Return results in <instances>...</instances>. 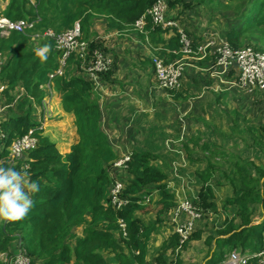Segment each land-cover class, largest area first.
<instances>
[{
	"label": "trees",
	"instance_id": "16d2710c",
	"mask_svg": "<svg viewBox=\"0 0 264 264\" xmlns=\"http://www.w3.org/2000/svg\"><path fill=\"white\" fill-rule=\"evenodd\" d=\"M3 1L0 0V4ZM153 1L6 0L0 9V14L10 20L33 21L32 27L24 32L0 33L3 58L0 82L4 84L2 95L6 103H11L16 86L23 89L22 95L6 107L0 119V131L4 133L0 161L18 170L27 167L30 178L40 185V191L31 194L35 207L26 219L0 220V252H9L10 247L19 242L21 250L29 257V264H108L102 254L104 251L110 252L117 264H148V241L161 221L160 214L177 204L175 193L167 187L164 169L153 162L159 155L149 149L132 150L128 154L125 166L120 167L128 177H119L123 183L120 197L126 202L115 207L109 196L112 182L109 169L119 156L100 126L94 82L79 74V61L74 56H70L64 74L54 76L51 81L52 88L59 94L61 108L74 116L78 135L69 150L61 154L32 115V104L41 103L44 95L41 87L47 83L48 73L57 68L61 51L50 38L43 37L33 46L30 37L48 28L62 32L78 22L80 37L89 40V49L99 47L107 53V46L100 39H94L98 36L95 32H90L92 19L104 17L107 30L136 32L148 40L155 56L165 62L173 61L183 54L176 27L162 28L147 14L142 29L135 27V21L146 13ZM166 1L168 10L174 11L170 18L178 20L187 12L190 16L197 4L219 10L224 19L223 39L231 47L251 45L264 52V0ZM225 22L229 26L226 27ZM169 30L172 34L165 37ZM187 35L192 47L200 44L196 34L187 32ZM205 60L212 62L213 55ZM110 73L111 70L101 73L99 78L107 79ZM165 90L172 100L184 101L191 95L184 84ZM230 112L231 136L237 137L242 146L238 151H227L199 133L182 141V150L190 161L205 163L202 169L194 170L200 182L194 206L202 216L218 212L212 185L218 177L216 184L225 183L231 189L222 203L225 216L213 232L202 238L204 230L195 228L182 244L173 229L161 243L152 264H184L181 251L191 241L201 238L207 246L202 264H221L232 250L251 254L264 247V163L253 157H242L246 150H255L264 156L263 128L241 116L235 106ZM28 132L37 138L36 146L11 164L7 160L10 143ZM153 190L157 192L154 201ZM151 203L156 205L155 218L144 221L137 214L148 212ZM226 206H232L233 210L227 211ZM259 208L262 209L261 220L251 223ZM76 226L81 227L80 234L73 231ZM167 252H171L170 257ZM0 264L4 263L0 260ZM247 264L257 263L250 258Z\"/></svg>",
	"mask_w": 264,
	"mask_h": 264
},
{
	"label": "crops",
	"instance_id": "0c3cea01",
	"mask_svg": "<svg viewBox=\"0 0 264 264\" xmlns=\"http://www.w3.org/2000/svg\"><path fill=\"white\" fill-rule=\"evenodd\" d=\"M5 3L6 0L0 4V9ZM167 18L174 19L170 18L168 15ZM174 20L179 27H183L180 20ZM207 30L208 29L205 31ZM90 32H95L97 35L101 36V38H104L101 39V41L107 46V55L111 60L110 75L107 79L98 78V85L95 87L100 109V126L106 133L108 142L119 158L129 154L132 150L149 149L157 153L159 157L153 160V162L159 164L164 169L167 176V187L170 191L174 192L176 196L177 204L160 214L161 221L157 224L155 231L151 234L148 241L146 262L152 264L154 255L160 248L163 240L173 230L175 221H186L191 218L189 213L177 211V205L183 201L193 203L197 198L200 182L195 176L194 170L202 169L205 163L203 160L190 161L182 150V141L185 142L190 136L200 131L208 132L210 131L209 128H213V126H209V122L204 123L205 126L202 123L196 125L194 119L200 117L198 116L200 111L197 108L195 110V116H192L194 115L193 111L195 107L199 104L202 107H208L205 112H209L210 105H212V102H207V94L211 95V92L206 91V93H204L203 88L209 87L215 89L216 87L222 86V88H224L223 91L231 89L244 92L246 90L235 85L232 87V84L229 83L232 80L231 76H235L236 74V68L234 67H231L224 75L226 82H221L212 74L210 68L211 62L205 60L206 57L211 54V50H213L212 48H208L210 54L206 57L200 59L190 58L184 65L183 84L188 87L191 95L184 101L172 100L167 91L159 87L155 81L154 71L151 65V57L154 53L146 38L139 37L136 32L124 33L116 30H107L105 28L104 17H95L92 19L90 23ZM188 32L192 35L196 34L200 38L198 40L199 43H203L207 38L202 31L197 33L196 30L192 29L188 30ZM171 34L172 31L169 30L165 37ZM219 38L220 40H224L223 35ZM201 74L209 79V84L202 86V91L199 92L196 89L198 84L195 78ZM41 88L44 91V95L40 104H32V115L38 121V126L42 130V133L48 135L49 138L57 144L56 147L60 145V143L62 144V151H60L58 147L57 149L60 153L62 152L61 154H64L70 148V146L68 149L66 148L68 140L71 142V145L78 139L76 126L74 124V116L72 113L65 112L61 108L59 94L51 85H43ZM218 91L223 92L220 88ZM22 93V87L19 85L16 86L11 103H3L4 109L0 119L5 115L6 107L15 103L17 97L22 95ZM232 99H234V97H232ZM233 104L236 106V103ZM54 116L56 119L66 117L67 121L64 122H70V128L73 127L74 129V135H67L65 133L67 123L60 121L62 123H57V126H60L61 132L66 136L60 138V135L57 134L55 137L53 136V138L49 133L51 130V125L49 123L52 119H55ZM45 127H48L46 132H44ZM238 150L239 148L237 147L234 152ZM193 156L200 157V154H194ZM117 169L118 170L115 172L123 174L122 172L124 171L120 167ZM124 177H128V175L124 174ZM216 179H218V177L214 178L212 181L214 196L218 195L216 190L218 186H226V191L223 194H225L224 197L228 196L231 193L230 187L225 183L216 184L214 182ZM151 197L152 201L156 200L157 192L155 190L151 193ZM214 200L218 206L217 213L213 215V213L208 212V217L199 215L192 219L193 229L201 228L204 230L202 238L207 233L212 232L211 229H208L209 227H213L214 231V228L219 225L226 214L222 206L223 201L219 205L217 203V197H214ZM226 209L227 211H232L233 207L226 206ZM258 211L259 216L257 215L258 213H255L251 223H256L261 220L262 209L259 208L257 212ZM137 215L143 219L141 213ZM212 216L219 219L218 224L215 223V221H217L215 220L211 222L212 225H209V218H212ZM154 218L155 215H153V218L143 220L151 221L154 220ZM75 232L80 234L81 229L80 232L79 230ZM202 238L199 240H202ZM9 251L16 252L17 243L13 244ZM183 252L182 250L180 254L184 264H202L206 257L205 254L204 258L199 262L193 261L187 263V260H184L182 256ZM102 254L108 264H117L110 252L104 251ZM166 255L170 257L171 252H167Z\"/></svg>",
	"mask_w": 264,
	"mask_h": 264
},
{
	"label": "built area",
	"instance_id": "2783aa9c",
	"mask_svg": "<svg viewBox=\"0 0 264 264\" xmlns=\"http://www.w3.org/2000/svg\"><path fill=\"white\" fill-rule=\"evenodd\" d=\"M168 4L166 0H154L151 6L146 10V13L141 15L135 21L137 30H141L145 23L146 14L151 17L154 24L165 27H176L179 35L180 42L182 43L181 51L182 57L188 56L193 58H203L210 54L208 48H212L213 41L208 37L203 43L192 47V42L179 27L174 19H169L166 16ZM33 21L25 19L10 20L4 15L0 14V33L6 35L10 30H17L24 32L26 29L31 28ZM36 36L50 38L54 41L55 48L61 51L59 64L56 69L48 73L47 83L44 85H51V81L56 75H63L68 68V60L70 56L78 59V72L85 75L87 78L94 82V88L98 85V78L101 73H105L111 68V60L107 53H104L99 47L89 49V40L81 38L79 23L75 22L73 27L66 29L62 32H54L48 28L41 33H35ZM101 37L94 36V39ZM98 41V40H97ZM213 61L210 68L212 74L217 77L221 82H226L224 75L231 67L237 69L235 78L229 83L239 88L246 90L258 89L264 90V52L254 49L251 45H244L241 47L233 48L225 40H220L219 45L211 50ZM182 57L173 61L165 62L162 58L153 55L151 57V64L154 71L156 83L159 87L165 89L179 88L181 86V77L184 69V62ZM3 58L0 56V65ZM75 69V68H74ZM75 71H77L75 69ZM52 86V85H51ZM3 88L4 84L0 82V116L4 109L3 104ZM4 133L0 131V151L3 149L2 138ZM37 138L28 132L20 137L12 140L8 147L7 160L12 164L17 159H20L24 153L36 146ZM128 154L118 158L112 163V168L117 169L124 167L125 161L128 159ZM112 182L109 187L110 202L115 207H120L126 202V199L120 197L123 183L115 174L110 172ZM177 211H185L189 213L190 219L186 221H175L174 231L178 234L179 243L182 244L193 231V221L200 213L193 203L183 201L177 205ZM123 230L124 224L121 223ZM178 249V248H177ZM176 249V250H177ZM254 258L257 264H264V247L251 254H241L237 250H232L226 254L225 259L221 264H247L248 259ZM0 260L4 264H29V257L21 250L19 242L17 243L16 252H0Z\"/></svg>",
	"mask_w": 264,
	"mask_h": 264
},
{
	"label": "rangeland",
	"instance_id": "374dc122",
	"mask_svg": "<svg viewBox=\"0 0 264 264\" xmlns=\"http://www.w3.org/2000/svg\"><path fill=\"white\" fill-rule=\"evenodd\" d=\"M223 1V0H222ZM213 8V7H212ZM211 8H207L205 9V6H199L198 4L196 5V7L194 9L191 10V15L189 16L188 12L186 13V15H184L180 21L183 25V27H181L185 33L188 32V30H196L197 33H200V31L203 32V34L205 35V37H208L210 40L213 41V46L212 49L216 48L219 45V41L220 38L222 36V33L225 31V27L223 26V17L221 15V12H219V10L211 9ZM178 11V9H177ZM174 13V11H169L167 8L166 11V15H172ZM188 14V15H187ZM226 27L229 26V24H227V22H225ZM98 26V25H96ZM185 28V29H184ZM206 29H208L207 31H205ZM187 31V32H186ZM100 32V31H98ZM189 33V32H188ZM101 37V36H100ZM31 40L33 41V43H31V45L35 46L40 40L41 38H43L41 35L40 36H36V35H31ZM104 39V38H101ZM263 52V51H262ZM190 58L193 57H182V62H184V65L186 63V61H188ZM152 65V64H151ZM153 68V67H152ZM237 72V69H236ZM232 79L235 78V76H231ZM197 91L201 92L202 91V86L209 84V79L205 78V76L198 75L197 78ZM156 81V80H155ZM181 85L183 84V73H182V77H181ZM219 86V85H218ZM232 87H234L232 85ZM231 87V88H232ZM201 88V89H200ZM219 88L221 89V91H223L224 88L221 87H216L215 89H211L209 87H204V93H206V91H210V94H207L208 97V101L212 102V105H210V109L209 112H205L206 109H208V107L206 108V106L202 107L200 104L195 107L193 114V117L195 116V110L196 108L200 111V114L198 116V118L194 119V122L196 123V125L198 123H202L204 126V123H210L209 126H213V128H209L210 131H200L198 132L200 135H202L204 138L209 139L210 141H214L215 144L219 145L221 148L230 151L233 149L236 150L237 147L239 149L242 148L241 146V142L238 140L237 137L231 136L232 133L229 129V117H231V112L230 109L235 106L233 103H236V109L238 110V112L240 113L241 116L246 117L248 119L249 122L253 123L256 126H262L263 128V132H264V90H257V89H251V90H246L244 92H248V93H244L241 91H235V90H231V89H227L224 90L223 92H219ZM229 88V87H228ZM219 92V93H218ZM218 97V98H217ZM232 97H234V99H232ZM236 97V99H235ZM3 103L6 102V97L3 96L2 99ZM194 101V100H192ZM206 102V103H207ZM212 106V108H211ZM202 107V109H201ZM203 110V111H202ZM55 118V116H54ZM202 118V119H201ZM55 121V122H54ZM64 121H67L66 117H61L60 119H52L50 121V125H51V130H50V135L53 137H55L57 134L60 135L61 137L66 136L64 133H62L60 126H57V123H62ZM67 123V127H66V131L65 133L67 135H74V129L73 127L70 128V122H64ZM59 124V125H60ZM64 125V124H63ZM202 126V125H201ZM48 130V127L44 128V132H46ZM53 137V138H54ZM70 141L68 140V143L66 144V148L68 149L70 146ZM57 145V144H56ZM58 149L60 151H62L63 147L62 144L60 143V145L57 146ZM62 153V152H61ZM252 153V154H251ZM242 157H250V158H254L257 161H261L262 163H264V156H261L259 152H256L255 150H251L248 151L246 150V152L244 153V155H242ZM221 159V158H220ZM110 172L112 174H115V171H117L118 169H113L112 167H110ZM114 170V171H113ZM118 173V172H117ZM116 173V175H117ZM124 176V173L119 175L118 177L116 176V178L122 177ZM217 194L215 195V197H217V203L220 205L223 201V199L225 198L223 194L226 191V186H218L217 187ZM156 205H153L152 203L149 205L148 207V212H143L141 213L143 216V219H147V218H153V215H155V210ZM212 213V212H211ZM258 216H259V211L257 212ZM146 214V215H145ZM214 215V213H213ZM209 213L205 216L208 217ZM210 223L209 225H212L211 222L215 221L216 224H218V220L216 219L214 216H212V218H209ZM215 224V225H216ZM80 226H76L74 227V231L79 230ZM208 229H211L213 232V227H209ZM207 229V230H208ZM183 258L184 260H187V263L189 262H199L201 259L204 258L206 252H207V247L203 244L202 240H198V241H191L189 247H187L186 249L183 250Z\"/></svg>",
	"mask_w": 264,
	"mask_h": 264
},
{
	"label": "clouds",
	"instance_id": "9594fccd",
	"mask_svg": "<svg viewBox=\"0 0 264 264\" xmlns=\"http://www.w3.org/2000/svg\"><path fill=\"white\" fill-rule=\"evenodd\" d=\"M39 191V182L30 178L27 167L18 170L0 161V220L18 222L26 219L35 207L31 194Z\"/></svg>",
	"mask_w": 264,
	"mask_h": 264
}]
</instances>
